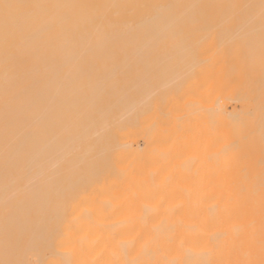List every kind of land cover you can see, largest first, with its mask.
<instances>
[{
	"label": "bare ground",
	"instance_id": "6f19581e",
	"mask_svg": "<svg viewBox=\"0 0 264 264\" xmlns=\"http://www.w3.org/2000/svg\"><path fill=\"white\" fill-rule=\"evenodd\" d=\"M264 264V0H0V264Z\"/></svg>",
	"mask_w": 264,
	"mask_h": 264
},
{
	"label": "rangeland",
	"instance_id": "374dc122",
	"mask_svg": "<svg viewBox=\"0 0 264 264\" xmlns=\"http://www.w3.org/2000/svg\"><path fill=\"white\" fill-rule=\"evenodd\" d=\"M80 253V260L77 262V264H93V252L91 248L85 251L81 250ZM30 264H33V262H30Z\"/></svg>",
	"mask_w": 264,
	"mask_h": 264
}]
</instances>
